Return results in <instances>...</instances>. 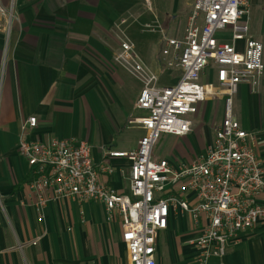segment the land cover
<instances>
[{"label":"crops","instance_id":"crops-1","mask_svg":"<svg viewBox=\"0 0 264 264\" xmlns=\"http://www.w3.org/2000/svg\"><path fill=\"white\" fill-rule=\"evenodd\" d=\"M12 1L15 17L10 31L7 15L0 12V264H131L120 219L114 225V251L109 245L111 226L103 203L50 202L44 218L39 219L35 197L27 186L31 169L18 151L21 126L35 115L38 124L26 132L29 140L85 139L96 163L102 162L106 149H135L144 134L139 125L131 123L145 114L136 107L142 85L113 65L120 47L117 22L125 15L130 17L128 33L145 61L160 74L167 70L163 33L184 35L194 0H0L2 10ZM263 12L261 7V25ZM149 21L158 28L156 44L141 38ZM250 24L251 34L264 43V25L258 31ZM172 71L179 72L178 82L181 71ZM237 96H244L246 105L243 110L240 102L236 117L257 135V151L264 165V76L258 89L242 85ZM207 102L199 113L205 119ZM223 116L213 126L198 119L190 134L169 136L190 139L201 126L203 130L208 127L207 145ZM133 128L139 131L131 135L128 130ZM201 142L192 145L201 147ZM110 165L113 172L102 178L117 190L127 191L128 180L121 169H127L130 161L111 158ZM201 232L202 226L190 215L171 214L167 229L158 235V263L195 264L197 249L191 241ZM222 263L264 264V221L242 233ZM210 264L221 263L213 259Z\"/></svg>","mask_w":264,"mask_h":264},{"label":"built area","instance_id":"built-area-1","mask_svg":"<svg viewBox=\"0 0 264 264\" xmlns=\"http://www.w3.org/2000/svg\"><path fill=\"white\" fill-rule=\"evenodd\" d=\"M251 4L252 0H194L184 35L163 33L165 68L181 71L173 85L160 82L122 28L128 19L120 17L115 61L142 85L136 107L145 114L131 123L144 134L135 149H106L102 162L96 163L89 141L29 140L26 132L37 127L38 119L33 115L24 120L18 151L31 169L27 186L39 219L50 202L103 203L108 220H121L131 264H159L158 235L167 229L171 214L190 215L202 226L191 241L197 249L195 264H210L213 259L223 264L229 246L264 221V165L258 137L242 126L233 109L241 86L256 90L264 76V43L251 34ZM155 27L145 25L150 31ZM217 97L224 100V116L204 152L188 161L155 156L163 134L193 132L201 105ZM111 158L130 161L127 169H121L127 191L102 178L114 170Z\"/></svg>","mask_w":264,"mask_h":264},{"label":"rangeland","instance_id":"rangeland-1","mask_svg":"<svg viewBox=\"0 0 264 264\" xmlns=\"http://www.w3.org/2000/svg\"><path fill=\"white\" fill-rule=\"evenodd\" d=\"M13 4H14V1H12L11 6L8 5L7 7H4L3 8L4 10H2V8L0 6V12L4 16L7 15L6 17L9 20V22H6V25H8V27H6V28L9 31H10L11 25L13 23L12 22V17L14 16L13 14H15L14 9H13ZM261 7H264V0H252L251 13H250V19H252V21L250 23H253V27H252L253 30H258V31L262 30V27L264 25V24L261 25L262 22L258 21V20H260V17H261V15H260ZM263 14H264V12H263ZM125 16L128 19V21L122 28L124 29L127 36L134 42L133 38L128 33V26H127L130 23L129 20H131V19L129 16H127V15H125ZM149 22H147V23H149ZM150 23H152L154 26H156V24L154 22H150ZM171 28H173V27H171ZM157 29L158 28L155 27L154 31H150V30L146 29L145 27H143L142 30L144 31V34L142 37L141 36L140 37L144 38L146 40H150L153 44H156V43H158V40H159V34L157 32H155V31H157ZM116 38H117V41L119 43V41H120L119 32H118ZM118 49L119 48L117 47V49L114 53V58H113V65H115V67H120L119 65H117V63L115 61V56H116V52H118ZM111 66H112V63H111ZM176 75L178 76L179 72H176ZM176 75H175V72H173L170 69H167L166 71H161L159 74L160 80L162 82L170 83V84L177 82L178 77ZM202 79L204 82L209 81V78L207 76H204V77L202 76ZM237 95L234 97V105H233L234 113L236 116H237L238 107H239L240 102H241V105L243 107V110H244V107L246 105V98L244 96L239 97ZM222 100H223L222 98L217 97V98H214V99L208 101L207 102V110L208 111H207L206 119L202 115H198V117H199L198 119H201L203 124H205V122H206V124H208V125H212V123L215 122L216 120H220L223 116V107H222L223 104H222V102L224 100L223 101ZM243 110H242L241 115L244 114ZM206 128H208V127H206ZM206 128H205V130H203L204 128H203V126H201L200 130L203 133L201 131L195 132V134L190 137L191 141L189 138L172 137V136H169L168 134H163L162 138L160 139V141L158 142V144L155 147V154L157 156L158 155L173 156L176 158L175 160H180V159H182L181 157H187L188 158L189 156L190 157L194 156L199 152H204L206 149V144H204L206 142L205 138L207 139L208 135H209V130L208 129L206 130ZM136 131H139V129L133 128V129L128 130V132L131 133V135H132V133L133 134L136 133ZM199 140H202L201 145H200L201 147H194V145H192V143L195 144V142H197ZM106 221L111 226L110 227L111 239H110L109 245L112 248V251H114L113 249H114L115 243H114V234L113 233H114V225L116 223H115V221L108 220L107 218H106ZM165 254L168 257L167 252Z\"/></svg>","mask_w":264,"mask_h":264}]
</instances>
